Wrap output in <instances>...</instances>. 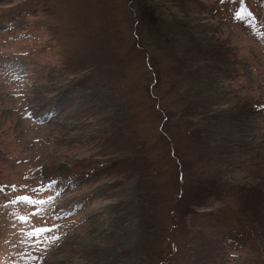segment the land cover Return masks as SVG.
<instances>
[{
    "label": "rangeland",
    "instance_id": "rangeland-1",
    "mask_svg": "<svg viewBox=\"0 0 264 264\" xmlns=\"http://www.w3.org/2000/svg\"><path fill=\"white\" fill-rule=\"evenodd\" d=\"M163 2L186 69L134 0H0V264H264V0Z\"/></svg>",
    "mask_w": 264,
    "mask_h": 264
},
{
    "label": "trees",
    "instance_id": "trees-1",
    "mask_svg": "<svg viewBox=\"0 0 264 264\" xmlns=\"http://www.w3.org/2000/svg\"><path fill=\"white\" fill-rule=\"evenodd\" d=\"M134 1H135V5L137 8V16L139 15V21L141 23H143L145 26H147L149 34L151 36L152 35H154V36L160 35V37L162 36L165 39H167L169 43L173 42L174 47L177 48L176 50L178 53H176V54L178 56L177 57L178 61L180 62L182 67H183V64H185L184 69L188 68L190 66L189 64L193 61L191 59L192 57H190V56H192L193 49H189L186 51L182 50V49L179 50L181 48L180 42L178 41V36L181 35L180 34L181 32L179 30L184 29L182 27H185V26L182 23H180L179 26H176L178 24V22L174 21L176 14L173 12L172 13L166 12L169 10V7H166L163 0L162 1L161 0H134ZM245 9H247V8H245ZM240 14L243 16L244 19H246L248 17L249 18L251 17L252 19H254L252 14H250L247 10L240 12ZM169 20H171V21H169ZM167 22H172L173 24L175 23V26H176L175 30H171V28L168 27V30L164 31V27H165ZM187 63H188V65L186 66ZM209 66H210V64L207 67H209ZM211 71L212 70H210V72ZM214 92L218 95L221 94L219 92V89L215 90ZM223 103H225V102H223ZM203 105H204V103H203ZM190 106H192V105L188 104V107L185 108L186 110L184 113L185 116L188 118L195 117L194 114L189 113L191 111V109L189 110ZM211 106H212V104L209 106H206L207 108H205V106L196 108L198 110L197 114L201 118H207L208 116L210 117V115L212 114V111H208V109H210ZM207 123H208L207 125H209L210 121L208 120ZM188 126H189V128L194 127L195 124L190 121ZM195 128H196V126H195ZM190 134H192V136H194V138H197L199 140V138L201 139V134L205 135L206 132L203 129H201V130L198 129L196 131H194V130L191 131Z\"/></svg>",
    "mask_w": 264,
    "mask_h": 264
},
{
    "label": "snow or ice",
    "instance_id": "snow-or-ice-1",
    "mask_svg": "<svg viewBox=\"0 0 264 264\" xmlns=\"http://www.w3.org/2000/svg\"><path fill=\"white\" fill-rule=\"evenodd\" d=\"M53 184H55V181L52 182ZM13 189H15V186H13ZM3 189L0 188V191H2ZM17 200H20V201H25V202H28V203H45V201H33L31 200L30 197H27V196H20V197H17L16 198ZM15 202V201H13ZM26 219V218H25ZM45 231H51V229H46V228H38V229H35L33 232H29V233H26L27 236L31 237V236H36V235H39Z\"/></svg>",
    "mask_w": 264,
    "mask_h": 264
}]
</instances>
